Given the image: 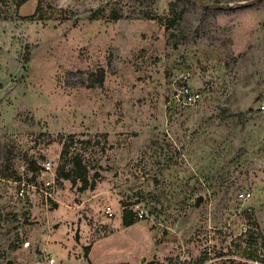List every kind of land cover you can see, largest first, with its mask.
<instances>
[{
	"label": "rangeland",
	"instance_id": "obj_1",
	"mask_svg": "<svg viewBox=\"0 0 264 264\" xmlns=\"http://www.w3.org/2000/svg\"><path fill=\"white\" fill-rule=\"evenodd\" d=\"M263 105L264 0H0V264H264Z\"/></svg>",
	"mask_w": 264,
	"mask_h": 264
},
{
	"label": "trees",
	"instance_id": "obj_2",
	"mask_svg": "<svg viewBox=\"0 0 264 264\" xmlns=\"http://www.w3.org/2000/svg\"><path fill=\"white\" fill-rule=\"evenodd\" d=\"M27 0H17L18 5H22L26 2ZM99 80L103 81L104 79V75H105V70L103 68L100 69L99 71ZM88 169L86 164L84 163L83 158L81 157V155L78 152H74L72 154V168L67 169V170H62L60 172L61 176L66 178V179H70L73 183H77L78 180L82 181V188H87L88 186H92L95 187L96 183L90 182V178L88 175ZM124 217V224L126 226H129L131 224H133L135 221L134 219L128 218L127 214L123 215ZM135 218V217H133ZM247 231V230H246ZM250 232L252 231V229L250 228L249 230ZM258 235H260L263 238V234L259 231ZM256 238V237H255ZM257 240V238H256ZM253 241H250V243H252ZM262 246L264 248V241L262 242ZM85 257L88 258L89 256V252H90V245H86L85 246ZM260 250L258 247H254L251 248L249 251L245 250L244 253H247L246 255H248V258H250L251 260L254 261H263L264 262V258H262L261 253H259ZM208 259L207 254L201 255L200 257H198L193 264H203L204 262H206V260ZM232 261H236L235 259H233ZM87 264H93L90 259H88ZM244 264H253L252 262L248 261V263H244Z\"/></svg>",
	"mask_w": 264,
	"mask_h": 264
},
{
	"label": "built area",
	"instance_id": "obj_3",
	"mask_svg": "<svg viewBox=\"0 0 264 264\" xmlns=\"http://www.w3.org/2000/svg\"><path fill=\"white\" fill-rule=\"evenodd\" d=\"M171 99H173L177 103H180L181 105H193L201 99V92L199 90L193 89L188 82H182L181 85L176 88ZM262 109L264 110V105L262 106ZM44 167L46 170H51L50 162L45 163ZM21 194H24L23 188L21 189ZM250 195V192H242L240 194V196L243 198H247ZM105 212L109 216H112L114 214L111 205L107 206ZM144 216L145 213L143 210L137 211L138 218H143ZM43 264H59V262L57 261V258L53 253H47L45 255V261L43 262Z\"/></svg>",
	"mask_w": 264,
	"mask_h": 264
},
{
	"label": "water",
	"instance_id": "obj_4",
	"mask_svg": "<svg viewBox=\"0 0 264 264\" xmlns=\"http://www.w3.org/2000/svg\"><path fill=\"white\" fill-rule=\"evenodd\" d=\"M201 198H199V201H200Z\"/></svg>",
	"mask_w": 264,
	"mask_h": 264
}]
</instances>
